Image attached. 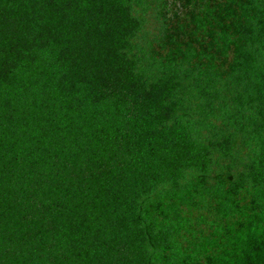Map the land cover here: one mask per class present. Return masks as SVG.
<instances>
[{
  "label": "trees",
  "instance_id": "trees-1",
  "mask_svg": "<svg viewBox=\"0 0 264 264\" xmlns=\"http://www.w3.org/2000/svg\"><path fill=\"white\" fill-rule=\"evenodd\" d=\"M0 264H264V0H0Z\"/></svg>",
  "mask_w": 264,
  "mask_h": 264
}]
</instances>
